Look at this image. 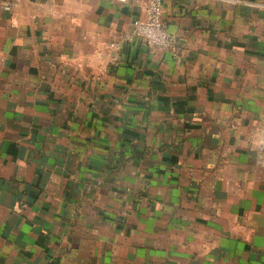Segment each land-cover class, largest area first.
Masks as SVG:
<instances>
[{
    "label": "crops",
    "instance_id": "obj_1",
    "mask_svg": "<svg viewBox=\"0 0 264 264\" xmlns=\"http://www.w3.org/2000/svg\"><path fill=\"white\" fill-rule=\"evenodd\" d=\"M0 0V264H264V0Z\"/></svg>",
    "mask_w": 264,
    "mask_h": 264
},
{
    "label": "built area",
    "instance_id": "obj_2",
    "mask_svg": "<svg viewBox=\"0 0 264 264\" xmlns=\"http://www.w3.org/2000/svg\"><path fill=\"white\" fill-rule=\"evenodd\" d=\"M124 2L125 0H118ZM163 0H147L143 18L134 19L127 32L122 36L124 42L136 38L156 48H172L175 37L170 34L162 21Z\"/></svg>",
    "mask_w": 264,
    "mask_h": 264
}]
</instances>
